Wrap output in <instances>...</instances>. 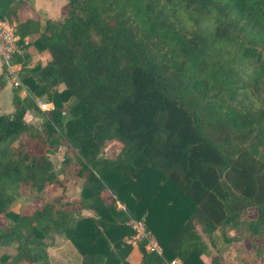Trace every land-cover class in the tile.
Returning a JSON list of instances; mask_svg holds the SVG:
<instances>
[{
	"label": "trees",
	"instance_id": "trees-1",
	"mask_svg": "<svg viewBox=\"0 0 264 264\" xmlns=\"http://www.w3.org/2000/svg\"><path fill=\"white\" fill-rule=\"evenodd\" d=\"M25 3L0 0L26 88L0 113V247L15 248L0 264H50L54 236L80 264H225L203 260L218 229L264 264V0H66V16L43 24L18 20ZM30 48L49 61L29 67ZM108 142L121 144L113 158L100 154ZM68 157L76 200L53 195ZM22 190L43 201L31 214L11 210ZM131 220L159 253L128 243Z\"/></svg>",
	"mask_w": 264,
	"mask_h": 264
},
{
	"label": "rangeland",
	"instance_id": "rangeland-1",
	"mask_svg": "<svg viewBox=\"0 0 264 264\" xmlns=\"http://www.w3.org/2000/svg\"><path fill=\"white\" fill-rule=\"evenodd\" d=\"M18 20H24L27 18L35 19L44 23L46 20H51L53 22H59L66 16V0H26V3L18 9ZM12 24H15L13 22ZM31 58L29 61V67L35 65L37 62H40L42 65L45 64L49 58V55L43 57L39 55L38 52L34 51L32 48L28 49ZM21 71V70H20ZM19 71V72H20ZM19 72L17 74L19 81ZM9 83L10 87H6L4 90L0 91V113L10 114L13 112L14 107L11 103L12 95L17 92L21 97L26 95V88L20 83L18 86L19 89L16 90V87H12L11 82L5 79V84ZM11 88V91H10ZM63 85L56 87L57 90H62ZM37 101V105L40 110H49L50 105L42 101ZM67 104L65 105V107ZM26 122L36 123L40 122L41 119L35 116L32 113H27L24 117ZM24 138V136H23ZM120 143L118 142H108L104 145L101 150V156L105 158H113L120 149ZM64 147H59L58 150L49 154V158L53 164V168L57 177L62 178L61 170V161L64 156ZM69 161L70 158L68 157ZM71 161L67 167L64 168V179L67 181V186L65 191L61 189L55 190L53 195H59L64 193L69 200H76L79 197L80 187L82 180L75 181L76 171L70 170ZM103 198L107 201L111 200V196L107 193L102 194ZM43 204V201L40 198L33 197L28 191L22 190L21 196L15 201L11 206V210L19 214H31L34 210L39 209ZM86 214V212H83ZM250 217L255 216L254 208H251L248 211ZM6 221L3 217H0V225H4ZM225 235L230 239L236 237V233L231 230H226ZM221 230H217L212 236V244L209 245L207 252L203 256L205 262H209L210 258L214 254H220L225 264H246L249 262L250 257L247 254V249L249 244L246 240L243 241H226L225 236ZM48 257L50 264H80V256L72 247L67 239L63 236H54L50 246L48 248ZM8 255L12 257L15 254L14 246H2L0 247V256ZM139 258V255L136 252H133L129 258L131 263H135Z\"/></svg>",
	"mask_w": 264,
	"mask_h": 264
},
{
	"label": "built area",
	"instance_id": "built-area-1",
	"mask_svg": "<svg viewBox=\"0 0 264 264\" xmlns=\"http://www.w3.org/2000/svg\"><path fill=\"white\" fill-rule=\"evenodd\" d=\"M17 27L15 24H9L7 20L0 19V65L1 68H5V79L11 82L12 87L20 86L17 74L21 70L20 64L12 63V55L18 52L16 42L18 40L16 36ZM45 104V103H44ZM47 106L48 105H43ZM50 109V107H49ZM45 111V110H42ZM133 230L134 235L128 240V243L135 248L136 243L145 240V249L147 251L160 252V248L155 239L149 237L144 231V225L142 221H129L127 223ZM167 264H181L178 258L172 259Z\"/></svg>",
	"mask_w": 264,
	"mask_h": 264
},
{
	"label": "crops",
	"instance_id": "crops-1",
	"mask_svg": "<svg viewBox=\"0 0 264 264\" xmlns=\"http://www.w3.org/2000/svg\"><path fill=\"white\" fill-rule=\"evenodd\" d=\"M19 15V14H18ZM28 19V18H27ZM25 20V19H24ZM24 20H19V21H24ZM39 55H41V56H43V57H46V55H49L46 51H43V52H41V53H39ZM49 59H50V56H49V58H48V60H47V62L49 61ZM46 62V63H47ZM45 63V64H46ZM45 64H43V65H45ZM1 70H2V68H1V65H0V73H1ZM6 87H10V84L9 83H7V84H5V86H4V88L2 89V90H4ZM10 91H11V88H10ZM12 113V112H11ZM133 252H136L135 250H133ZM139 261V258H138V260L136 261V262H138Z\"/></svg>",
	"mask_w": 264,
	"mask_h": 264
}]
</instances>
